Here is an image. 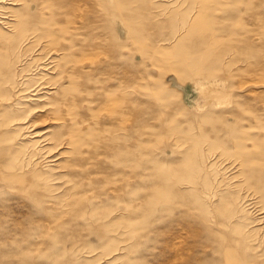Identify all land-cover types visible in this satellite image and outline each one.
I'll list each match as a JSON object with an SVG mask.
<instances>
[{
	"label": "rangeland",
	"instance_id": "374dc122",
	"mask_svg": "<svg viewBox=\"0 0 264 264\" xmlns=\"http://www.w3.org/2000/svg\"><path fill=\"white\" fill-rule=\"evenodd\" d=\"M0 264H264V0H0Z\"/></svg>",
	"mask_w": 264,
	"mask_h": 264
}]
</instances>
